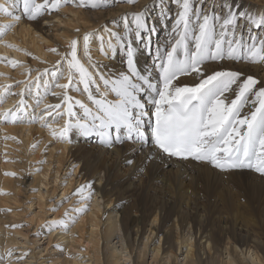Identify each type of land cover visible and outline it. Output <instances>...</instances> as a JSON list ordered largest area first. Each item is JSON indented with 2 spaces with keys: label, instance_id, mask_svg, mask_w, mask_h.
<instances>
[{
  "label": "bare ground",
  "instance_id": "obj_1",
  "mask_svg": "<svg viewBox=\"0 0 264 264\" xmlns=\"http://www.w3.org/2000/svg\"><path fill=\"white\" fill-rule=\"evenodd\" d=\"M68 1L70 5L61 13L58 11L46 14L35 21L26 18L25 0L9 1L8 6L14 11H7L6 6H2V13H8L15 20L16 28L2 37L0 52L8 51L7 48L4 49L7 45L3 46V41L11 44V35L15 33L21 43L30 44L31 48L40 54L43 51L41 41L46 42L44 34L48 31L45 21L49 22L51 18L65 24L55 37L61 38V45L67 47L68 45H63L62 39H67L73 32L78 33L92 28L94 24L90 23V16L102 14L99 9H93L99 8L97 6L84 9V6L90 7L93 4H112L113 8L103 12L104 21L101 25L104 27L99 28V33H104L103 28H106L110 34L115 33L121 38L120 40L113 38L116 44L109 43V48L104 46L107 48L108 62H94V67L96 65L98 69L91 80H95L96 76L99 78L102 89L107 92L103 97L108 102L100 99L95 86L85 84L86 101L97 110L93 115L84 103L76 99L78 90L72 88L73 92L68 93L65 102L63 101L65 109L60 123L65 119H75L73 120L75 122H68L69 126L65 129L55 125L57 131L53 137L55 139L53 145L48 143L52 138H49L51 132L43 135L41 128L38 130V125L34 128L32 126L35 124L29 127H23L24 125L14 127L12 123H6L5 126L0 124L1 133L7 131L13 137L17 134L21 137V142L26 143L25 146L30 144L34 131H37L36 135H42L40 147L46 143L48 146L46 163L42 168V182L46 184L50 174L53 189L50 192L47 184L33 196L36 197L40 211L28 218L32 225H40L44 218L41 211L46 212L43 209L45 195L54 196L57 189L61 188L62 197L65 193H70L68 191L74 183L79 182L78 187L91 184L90 199L86 200L87 204L84 207L86 211L79 213V219L72 228L68 227L69 233L63 225H54L51 228L49 224L40 227V230L48 237V244L54 239L63 244L67 239L71 240L72 247L77 241L80 243L84 229L88 228L87 242L83 244L92 248V254H88L89 249H85L87 258L81 260V256L71 253L70 249H62L63 251L56 254L50 251L56 255L52 264H143L142 258L147 252L151 254L154 264L160 260L163 264H178L180 251L181 264H264L263 200L256 206L253 216L251 213L240 212L239 205L232 206L233 203L229 200L232 197L229 185L232 183L236 185L245 183L250 187L249 191L257 189L264 199V175L256 170L258 143L248 152L253 157L251 168L221 170L214 167L210 160L192 162L172 159L161 154L152 146L150 127H147L150 122L157 120L155 113L159 111L161 114L171 101H182L185 104L198 101L202 107L203 120L207 119L211 109L216 108L228 118L229 127L235 124L238 117H250L253 112L264 110V59L256 50L245 52L242 58L238 54L236 58L229 59L225 49L223 57L208 56L196 61L191 58L186 60L183 55L174 52L177 35L173 32L179 9L173 0H135L134 4L127 0ZM226 3L228 0H192L193 19L190 26L193 29L197 27L194 19L197 9L201 15L215 12L223 16L225 13L222 5ZM235 4H242L243 11L250 12L253 16L264 15V0H235ZM31 8L32 3L29 0L28 9ZM141 11L146 17L152 13L147 24L149 29L154 26V30L137 39L134 22L128 31H125L124 16L125 13H129L128 19L132 20L131 14H139ZM2 13L0 20H4ZM64 13H68L66 17L63 16ZM52 24L51 26H54ZM235 31L237 34L243 32L247 39L248 23L241 20ZM253 33L257 34L256 30H253ZM126 37H130L131 48L135 54V65L131 71L126 61L127 49L121 47L122 44L129 43ZM38 39L41 43H38ZM77 40L76 44L80 42V38ZM110 45H115V51L110 50ZM9 52L20 53L15 48ZM44 52L46 51L42 54ZM3 59L0 63L1 70L11 71V64L8 61H12V58ZM73 71L75 72L71 73L73 76L82 75L76 64ZM256 81L260 82V86L256 85ZM201 84L204 85L203 88H199ZM188 88L199 90L189 92L185 90ZM114 89L119 91L120 95L113 94ZM16 96L1 94L0 102L6 101L5 106L8 109L15 102ZM53 100L58 102L62 97L57 99L54 97ZM115 105L120 106L124 123L131 127L133 132L141 133L139 139L135 136L132 139H125L124 132L121 131L120 139L117 140L115 139L117 130L114 127L99 129L101 132L99 137L94 135L88 138L78 134V125L84 127L98 125L100 121L93 119L96 116H100V120L106 122L107 117L99 110L103 109L106 112L109 106ZM78 117L83 118V121L77 120ZM137 121L140 124L134 127ZM52 127L46 129L52 130ZM144 128L149 129L147 133L143 132ZM68 135L71 136L70 140L67 138ZM30 145L33 146L32 143ZM33 152L28 151L27 156L30 157ZM240 153L245 155L243 150ZM224 157L221 154L220 159ZM51 164L55 165L52 173L49 171ZM65 164H68V171L72 177L63 175L65 180L62 182L60 178L63 177L59 174ZM260 167L264 169V165ZM3 175L0 180L2 189L13 192L15 200L26 194L28 185L33 188L37 180V174L29 183L28 176L13 180L4 178ZM32 188L29 189L30 195L25 196L26 199H32V193L34 194L36 190ZM87 195L88 192H85L84 197ZM62 204L59 201L52 202V207L56 209L55 217H60L66 210ZM30 208L31 205L28 206V209ZM12 225L15 224L0 221V250L17 242L18 236L22 238L23 244L34 242L35 239L29 240L27 230ZM114 239L116 241L110 244ZM31 257H34L33 254Z\"/></svg>",
  "mask_w": 264,
  "mask_h": 264
},
{
  "label": "rangeland",
  "instance_id": "obj_2",
  "mask_svg": "<svg viewBox=\"0 0 264 264\" xmlns=\"http://www.w3.org/2000/svg\"><path fill=\"white\" fill-rule=\"evenodd\" d=\"M9 1L10 0H0V4H1L0 10H2V6L4 5L6 6L7 11H14L13 8L8 6L10 4ZM72 1L75 2L76 0H72ZM69 5H70L69 1L67 4L61 5L59 12L61 13L62 10L66 9ZM95 6L99 8H93ZM88 8L99 9V11L102 12V14L90 16L89 18L91 20L90 23L94 24L92 28H87L78 33L73 32L71 33L70 36H68L67 39H62L63 45H68L67 47L61 45V38L55 37V34L58 35L62 30L61 27L65 26V24L62 23V21L59 20L56 21V19L51 18L52 19V20L50 19L51 21L49 22L48 20L45 21V24L48 26V28H46L48 29V31L45 32L44 34L45 35L44 39L46 42L41 41L42 42L41 43L40 39H38L39 41L37 40L38 43L42 44L43 51H46L44 52V54H42L43 51L40 54H37V52H35L31 48L32 46L30 44L21 43L20 40L16 38L15 33H12L11 35V44L10 43L6 44V42L3 41V46L7 45L4 46V49L7 48L8 51L0 52V63L4 60L3 58H10V59L12 58V62H16L15 66L11 64V71L9 72H4L0 68V95L1 94L17 95L16 96L17 100L15 99V102L11 104L10 108L8 109H6L7 107L5 106L6 101L0 102V113L7 112V110L18 105L20 101L23 99L26 112L22 113L20 119L16 123H12V126L22 127L24 125L23 127H27V126L29 127L35 124L34 126H32L35 128L36 125H38L37 128L38 130L39 128H41L40 130L42 134L43 133L45 134L46 132H51L50 133L51 136L49 135V138L50 137L52 138L48 140V143L49 144L51 143L52 145L54 143L53 141L55 140L53 138L55 137L54 136L55 131H57L56 126L57 127L59 126V128L62 127L61 129H65L69 126L68 122L72 123V121L75 120V119H68V120L65 119L63 123H60V120L64 116L63 110L65 109V104L63 103V101L65 102L68 93H72L73 90L76 88L78 90L76 99L81 103H84L85 106H87L92 111L93 115L97 112V110L95 109V107L91 106L86 101L87 93L84 90L85 84H90L92 87L95 86L94 88L98 91L99 93L98 95H100L101 97L100 99L104 100L105 102H108L107 99L103 97L107 92L102 89L99 78L96 76L95 77L96 81L94 79L93 80L91 79L95 76L96 70L98 69L96 65L94 67V62L97 63L108 62L109 57L107 56L106 49L109 48V43L116 44V41L113 39V37H111L109 31H105L104 33H99V28H101L102 26L101 24H103L104 21L103 12L109 8H113V6L112 4L111 5L93 4V6L90 7L84 6V9H88ZM2 12L3 10L1 11V13ZM2 14L4 15L3 18L4 20H0V40L2 39V37L10 33L13 30V28H16V25L14 24L15 20L11 18L8 15V13L5 14L2 13ZM67 14L68 13H64L63 16L66 17ZM151 14L152 13H149L147 15L146 17L147 20L150 18ZM99 15H102V17ZM51 24L54 26H51ZM103 30L105 29L103 28ZM89 34H91V37L90 39L86 40L85 37L88 36ZM98 36L103 37V46L101 45L100 42H97L98 40L96 37ZM78 38H80V42L76 44V42H78L77 40ZM47 45L49 46V48ZM104 46L107 48L105 49ZM102 47H103V51H102ZM14 48L17 49V51H20V53L12 54L11 52H9L10 49L13 50ZM75 64L77 67L80 68V71L82 72L81 76L72 75L75 74V72L73 71V66ZM5 85H13V87L9 91L7 88H5ZM22 90H23V95L21 94ZM54 97H56V99L57 97H62V100H60L62 103L60 101L57 102L53 100ZM27 101H29V103ZM82 119L83 118H79V117L77 118V120H79L80 122L83 121ZM0 124L3 126L6 125V123L4 122H0ZM48 127H52L51 129L54 132L50 129H46ZM52 132L54 134H52ZM36 134L37 131H34L32 134V138L30 139V144L32 143L33 146L30 145L29 143L27 144V146H25L26 143L21 142V137L17 136V134L14 137L15 139L5 140L3 139L5 135L9 137H13V136H11V134L8 133L7 131L2 133L0 132V180L2 179V175L4 173L3 175L4 178H9L13 180H16L18 177L24 179L25 176H28L27 183H29L31 179H33V177H35V175L37 174L36 175L37 180L35 186H33L32 188L31 185H28L27 186L28 193L26 192L25 195L19 196L17 200L13 199L14 197H16L13 195V192L3 191L2 185L0 184V221L6 223L8 222L11 224L14 223L16 226L15 228L19 227V229L28 231V236H29L28 238L30 241L35 239L33 243L29 242V244H25V243L23 244L21 242L22 238L18 236L17 242L12 243L9 247L8 246L3 247L2 250H0V257L4 258V264H13V263L14 264H52L54 258L56 257L55 255L56 252L63 251L64 249L65 250L70 249L71 253L78 254L79 256H81L80 257L81 260L83 259L85 260L87 258L86 256L87 251L85 249L87 250L89 249L88 254L90 253L92 254L93 251L92 248L90 249L86 247L85 244L87 242L86 235H88V233L86 232V230H88V228L84 229L83 236L80 238V243H77L78 242L77 241L75 244H73L72 247H71L72 245L71 240L67 241V239H65L64 241L65 243L63 244H59L60 241L56 242L55 239L52 240L50 244H48V237L46 236V234H43L40 230V227L52 224V222L56 221V219L57 221L61 219H65V223L69 224L68 227L72 228L74 223H76V221L79 219L78 218L79 213L74 211V209L86 207L85 205L87 204V201L83 199V197L80 198L75 194H73L74 191L72 190L73 188L75 189L78 187L79 182L74 183L71 190L68 191L70 193H65L62 197L60 196V193H62L61 188L57 189L54 196L45 195L44 198L45 206L43 205V209L46 212L41 211V213L44 214V218L41 220L40 223L41 226L40 225L36 226L34 224L32 225L28 220V218L31 217L34 213L40 211L35 199L36 197L33 198V196L36 195L37 191L41 187L44 188L47 184L48 185L46 187L50 189V192L51 189H53V183L51 181L52 177L50 174L47 177L46 180L47 183L44 184L42 182V178H43L42 168L46 163L45 157H47L46 151L48 149V146L46 143L40 147V143H42L43 138H40L42 136L41 134H40L41 136H38ZM56 134L58 133L56 132ZM39 150L42 153L38 152ZM28 151H34L30 155V157L27 156ZM34 153L37 154L38 156H36ZM32 155L35 156V158ZM41 161H43V163H40ZM54 166L55 165L51 164V166L49 167L50 173H52L51 171L54 170ZM63 167H62V171H60L61 174L59 175H62L63 178L65 175H66L65 177L67 176L72 177L71 176L72 174H70L68 171L69 170L68 164H65ZM6 172L15 173L16 175L15 177L8 176L5 175ZM63 178H60L62 182L65 180V178L64 179ZM57 182L59 183V181ZM225 184H227V182ZM229 187L232 192L231 195L232 197L229 200H231L232 203L234 204L231 205L235 207L239 205L240 207L239 211L244 214L251 213L250 215L253 216L256 206L260 204V201L263 200L264 202L261 193L255 188L249 191L250 187H247L245 183H242L241 185H236L232 183L229 185ZM31 188L36 189L34 190L35 191L34 194L32 193V199H26L25 196L30 195L29 189ZM65 197H68V199L62 202L63 203L62 205H65L66 210L70 211V216L72 217V219L64 218L63 213H65L66 210L62 212V215L60 217L54 216L56 209L54 210V208L52 207L51 205L52 202L53 201L61 202L62 198ZM24 198L26 200H24ZM29 205H31L30 209H28ZM102 209L103 206L101 207V210ZM104 210H106L105 206H104ZM107 210H109V208ZM62 216L63 218H61ZM20 225L23 226L21 227ZM68 227L66 228V230L69 233L70 228ZM37 232L40 233L39 236L36 235ZM84 239L86 240L84 241ZM115 241L116 240L114 239L110 244L114 243ZM83 242L85 243L83 244ZM67 244L69 245L67 246ZM60 245H62V247H60ZM44 247L47 249L45 250ZM50 251L52 253L55 252V254H52ZM32 254L34 257L30 258ZM179 254L180 255L178 257V262H179L178 264H181L182 263V261H180L182 259L181 251L179 252ZM101 258H103L102 255ZM101 261H103V259H101ZM142 262L143 264H150V263L154 264L152 262L151 254L148 252L143 256ZM157 264H163V263L160 260L157 262Z\"/></svg>",
  "mask_w": 264,
  "mask_h": 264
},
{
  "label": "snow or ice",
  "instance_id": "obj_3",
  "mask_svg": "<svg viewBox=\"0 0 264 264\" xmlns=\"http://www.w3.org/2000/svg\"><path fill=\"white\" fill-rule=\"evenodd\" d=\"M121 2H124V0H121ZM127 2L134 4L135 0H127ZM31 3L32 8L28 9L29 0H25L26 18L35 21L43 15L58 12L61 5L67 4L68 0H40V2L31 0ZM173 3L179 9L173 32L174 35H177L174 52L183 55L186 60L191 58L193 61H196L208 56L223 57L225 49H227L229 59L236 58L238 54L242 58V54L251 52L252 50H256L261 55V58L264 59V31H262L264 30V15L253 16L250 12L243 11L242 4H235V0H228V3L222 5L225 13L223 16L215 12L201 15L200 10L197 9L194 17L197 27L193 29L190 26L193 19L192 0H173ZM129 15V13H125L124 16L125 31L127 32L129 26L134 22L137 39L141 38L145 33L154 30V26L152 29H149L146 14L143 11L139 14H131L132 20L128 19ZM241 20L246 21L249 25L247 39H245L243 32L237 34L235 31L236 26ZM253 30H256L257 34H254ZM105 31H107L106 28ZM110 35L117 40L121 39L115 33H111ZM90 37L91 34L86 36L85 39H90ZM126 39L129 40V43L127 45L122 44L121 47L127 49L126 61L131 71L135 65V54L131 48L130 37H126ZM97 40L103 46V37L98 36ZM110 50L115 51V45H110ZM8 63L13 66L16 64V62H12L11 60ZM249 81L252 82L251 78H249ZM255 83L257 86H260L259 81ZM12 87L13 85H5V88L9 91ZM203 87V84L199 85V88ZM185 90L195 92L199 89L188 88ZM21 94L23 95V90ZM113 94L120 95V92L114 89ZM69 99L71 98L69 97ZM99 111L107 117V121H102L100 120V116H96L93 119L100 121V123L98 125L91 124L88 127L78 125L79 135L88 138L94 135L99 137L101 134L99 129H113L114 127L117 130L115 137L117 140L120 139L119 133L121 131L124 132L125 139H131L133 136L138 139L141 137L140 132H133L132 128L124 123L123 113L119 105L109 106V110L106 112L103 109ZM24 112H26V108L22 99L15 107L7 110V112L0 113V122L16 123ZM155 116L159 117L160 112L157 111ZM139 124L140 122L137 121L134 127H138ZM228 125V118L216 108H213L209 111L207 119L197 124H192L191 122L185 124L184 127L189 129L187 132L172 134L171 122H166L158 133H153L152 139L157 147L170 155L181 156L182 153L190 151L197 158L201 156L205 159L210 158L213 166L221 170L226 166L225 162L220 159L221 154L225 158H229L230 154L234 152L239 153L243 150L245 156H247L248 152L253 150L258 143L256 170L264 175V169L260 167L264 165V110L253 112L250 117H238L234 125L231 127ZM148 130V128H144L143 132L147 133ZM67 132L68 130L66 129L65 133ZM61 138H63V134ZM67 138L70 140L71 136L68 135ZM3 139L15 138L5 135ZM40 163H43V161ZM227 166L231 167L235 165L229 164ZM5 175L15 177L16 174L6 172ZM85 192H88L86 198L84 197ZM73 194L83 197L85 200L90 199L91 184L79 186L74 189ZM67 199L68 197L62 198L61 203ZM74 211L84 213L86 208L82 207L74 209ZM64 218L72 219L69 210L65 211ZM54 225H63L65 229L69 226V224L65 223V219L53 221L51 228ZM20 226L22 227L23 225ZM12 227L16 226L12 225ZM36 235L39 236L40 233L37 232ZM0 264H4L3 257H0Z\"/></svg>",
  "mask_w": 264,
  "mask_h": 264
}]
</instances>
